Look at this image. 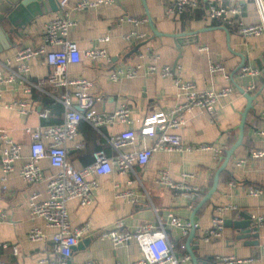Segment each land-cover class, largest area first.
<instances>
[{"label":"crops","instance_id":"1","mask_svg":"<svg viewBox=\"0 0 264 264\" xmlns=\"http://www.w3.org/2000/svg\"><path fill=\"white\" fill-rule=\"evenodd\" d=\"M0 0V27L8 34V43L0 41V71L8 76L15 70V63L7 66V60H13L14 55L22 48H37L43 42L45 24L56 13L36 17L17 33L11 32V25L6 15L12 10L18 0ZM217 6L224 8L239 7L241 19L246 25L260 22L256 4L253 0H212ZM77 0H69V19L74 22L70 28L68 40L75 43L83 52L93 48L106 51L111 63L104 60L91 62L82 58L78 64L67 67L69 79L90 81V94L98 96L101 101L96 105L100 112H113L121 106L130 110L132 124L115 123L93 129L85 122L78 127L77 136L66 147L67 162L75 169L88 166L93 162V153L102 151L112 160L117 156L109 145V138L127 131L137 133L141 120L157 112H168L175 106V89L171 79L162 78L158 74L146 75L140 73L135 79H123L115 83L110 80V73L115 69H126L138 62L137 54L150 49L160 55L158 66L179 65L181 71L178 77L183 81L194 82L198 89L218 91L224 87H232L233 93L216 104V116L213 121L203 111L194 110L186 115V124L176 133L183 143L193 147L201 145L223 148L224 152L216 159L211 150H193L191 152H155L149 162L140 167L134 165L131 171L120 175L116 168L104 176H93L98 188L93 194L90 206L81 207L76 200L66 204L70 224L78 227L89 221L90 229L79 241L81 246L72 252L71 264H82L95 261L98 264H135L142 259V254L134 240L120 246H113L108 240H101L99 234L112 229L116 223L122 228L134 231L144 222L156 225L163 224L167 241L173 247L179 264H192L186 250L190 235H183L182 229L168 225V215L179 218L182 223H190L193 216L197 225L195 234L190 240V247L198 264H220L217 257H236L240 260L254 259L252 263L264 264L260 260L264 248V227L257 228V235L252 233L248 240L241 239L234 228L225 227L221 237L212 239L209 243L201 240L202 232L206 230L213 217L225 220H240V213L251 217L264 216V192L258 197H248L245 194L248 186L264 187V158L248 159V153L253 149L264 150V136H258L255 131L264 126V36L241 37L216 20H211L207 13L206 0H198L195 9L187 10L182 15L166 17L165 10L173 6V0H115L111 5L77 11L74 6ZM121 17L141 20L137 25L127 22L119 23ZM150 18L157 33L167 35L191 34L198 32L196 37L175 39L169 36L155 35L149 25ZM228 31V36L221 28ZM132 32L147 35L142 41L126 39ZM188 36V35H187ZM107 41H99L101 38ZM179 42V43H178ZM181 42V43H180ZM206 51H199V48ZM242 67L255 69L256 76H240L237 71L241 60ZM210 63L222 64L224 74H210ZM29 80L38 86L25 93L17 82L2 86L0 98V129L8 132L10 138L21 146V158L14 164L13 172L8 176L2 188L0 182V208L6 213V222L0 225V263L2 264H45L54 257L52 236L54 229L45 228L44 222L32 219L28 212L30 194L42 191L43 183H24L18 175L19 168L29 156V138L24 134L26 126L35 127L61 125L63 107L54 100L60 89L50 88L45 81L52 72L44 57L28 61ZM255 88L247 92L250 86ZM237 87L249 95H254L253 110L248 112L244 126V135L240 146L235 150L224 171L221 172L216 191L211 198L196 212L194 209L208 192L213 177L221 165L225 151L238 138L240 114L246 105V99ZM24 100L30 103L28 115H20L2 108L4 103L13 100ZM44 99L52 102L45 103ZM45 109L50 113L47 119H40L38 114ZM46 144V142L44 141ZM153 140L147 138L144 143L139 140L132 146L119 150V153H131L140 150L143 145L150 146ZM80 145V147H77ZM247 159L246 163L237 167L236 162ZM39 167L47 175L52 172L47 160L39 163ZM166 170L174 181H182L183 174L191 177L184 180L187 185L195 187V194H176L171 189L157 183L158 173ZM1 177V169H0ZM230 183L233 185L230 186ZM117 192H130L136 201L115 199ZM235 206L237 212L218 208ZM239 214V217L237 216ZM32 228H40L45 234L42 242L31 243L27 234ZM249 241H258V245H249ZM6 245L4 248L3 246ZM17 248V254L12 252ZM188 256V260L184 257Z\"/></svg>","mask_w":264,"mask_h":264},{"label":"built area","instance_id":"2","mask_svg":"<svg viewBox=\"0 0 264 264\" xmlns=\"http://www.w3.org/2000/svg\"><path fill=\"white\" fill-rule=\"evenodd\" d=\"M58 11L56 15L44 26L43 42L37 48H22L13 57L7 60L6 65L16 64L15 70L10 71L8 76L2 75L0 71V98L2 96V86L17 82L23 91L29 94L32 88H38L29 78L30 67L28 61L35 60L43 56L46 63L52 67V72L45 83L52 89L61 92L54 100L63 107V120L61 125L35 127L26 126L23 128L24 134L29 138V156L19 168V178L26 184L43 183L42 191H34L30 194L28 201V212L32 219L39 218L44 222L45 228L54 229L52 236L54 257L45 261V264H69L73 248L77 246L80 239L89 232V221L73 227L70 224L66 204L72 200L78 201L81 207L90 206L93 194L98 188V183L93 176H104L112 173L116 168L120 175H124L132 170L134 165L145 166L155 152H191L193 150H211L214 159L223 152V148L201 145L193 147L183 143L181 137L176 133L186 124V115L194 110L205 112L210 121L216 116V104L221 99L230 97L233 93L232 87H224L218 91L208 89L200 90L191 81L181 80L177 74L181 71L179 65L158 66L160 55L150 49H146L137 54L138 62L126 69H115L110 73V80L118 83L123 79H135L140 73L146 75L158 74L162 78L171 79L177 103L168 112H157L143 118L137 133L127 131L111 136L109 145L117 151V156L112 160L108 159L102 151L93 153V162L80 169L73 168L66 160L67 143L71 142L78 133L81 122L87 123L93 129L98 130L103 126L120 124H132L130 110L126 106H121L113 112H100L96 105L101 101L98 96L90 94L92 83L83 79H69L67 67L78 64L82 58L91 62L104 60L111 63L106 51L93 48L81 52L75 43L68 40V33L75 24L69 19V0H56ZM256 4L257 14L260 22L258 24L246 25L241 19L239 7L224 8L217 6L212 0H206L207 13L211 20H216L241 37L264 36V0H253ZM115 0H77L74 10L84 11L98 8L102 5H111ZM198 0H173V6L165 10L166 17L182 15L187 10L195 9ZM119 23L127 22L137 25L141 20L130 17H121ZM147 35L132 32L126 39L142 41ZM108 38H101L99 41H107ZM199 51H206V48H199ZM222 64L210 63V74L221 73L228 80L224 73ZM255 69L242 67L240 76H256ZM252 85L247 88V92L253 90ZM5 110H11L20 115H28L31 105L24 100H13L2 105ZM50 110L45 109L38 114L40 119H47ZM264 114V112H263ZM255 134L264 136V126L257 129ZM149 138L153 140L150 146H145L131 153H119V150L132 146L136 140L144 141ZM46 142V144L44 143ZM80 147V145H77ZM21 146L9 137L8 132L0 129V182L5 189L8 176L14 170V164L20 160ZM248 159L257 160L264 158V150L253 149L248 153ZM47 160L52 172L46 174L39 167V163ZM247 159H240L236 162L237 167L246 163ZM189 174L182 175V181H174L169 177L166 170L158 173L157 183L165 186L176 194H195L198 189L187 185L184 180L190 178ZM233 184L230 183V186ZM264 192V187L248 186L245 194L248 197H258ZM115 199H126L131 203L136 200L132 198L130 192H117ZM218 212L230 210L237 212L235 206L218 208ZM239 217V214L237 215ZM256 228L264 227V216L251 217ZM6 222V213L0 208V225ZM168 225L181 228L183 235L192 229L190 223H182L181 220L172 214L168 215ZM193 228H197L194 224ZM224 228V221L220 217H213L210 226L202 232L201 240L209 243L212 239L221 237ZM45 234L40 228H32L27 234V240L31 243L42 242ZM101 240H108L113 246H120L134 240L139 248L142 259L135 264H179L174 254L173 247L167 241L163 224L159 221L156 225L144 222L134 231L125 230L120 223L99 234ZM4 248L6 245L3 246ZM12 252L17 254V248L12 247ZM189 257L185 256L184 260ZM220 264H245L252 263L254 259L240 260L236 257H217ZM260 260L264 261V248ZM2 264V263H0ZM82 264H98L95 261H86Z\"/></svg>","mask_w":264,"mask_h":264},{"label":"water","instance_id":"3","mask_svg":"<svg viewBox=\"0 0 264 264\" xmlns=\"http://www.w3.org/2000/svg\"><path fill=\"white\" fill-rule=\"evenodd\" d=\"M142 1L143 3H145V0H142ZM6 2L10 3L8 0ZM57 11H58V6H57L56 0H18V2L13 6L12 10L6 15V20L12 27V30H10V33L11 32L17 33L19 29L21 30L24 29L30 23V21H32V19L36 17H41L44 15H48L50 13H56ZM148 22H149L152 32L157 36H169V37H174L175 39H180V38H185V37H196L198 35V32L191 33L190 35L185 34V33L180 34V35L160 34V33H157L156 30L154 29L150 18L148 19ZM215 29H221L222 31L225 32L227 36L229 35L227 29H225L224 27L215 28ZM0 41L3 43H8V34L5 33L1 27H0ZM243 62L244 60L242 59L240 65L237 68V71L242 68ZM237 89L241 94L244 95L246 99L245 108L240 114V122L238 125V131H239L238 138L236 142L228 150L225 151L224 159L214 174L212 185L210 189L208 190V192L203 196L201 201L198 203V205L194 209V213H196L211 198L212 194L216 191L219 176L221 172L225 170L235 150L241 144V141L244 135V126L246 123V117L248 115V112L250 110H253L254 108L253 101L255 99V96L245 93L244 90L239 87H237ZM43 102L51 103L52 100L44 99ZM193 216H192V219L190 220L192 229L190 230L191 232H190V235L187 241L186 250L190 256L192 264H198V260L196 259V257L194 256L192 252L194 248L190 247L189 245L190 240H192V238L194 237L195 229H196V228H193L194 226ZM240 218H241L240 220H236V221L225 220L224 226L229 227V228L232 227L235 230H237V232L239 233V237L241 239L248 240L252 233H255V235H257L256 233L258 229L253 225L251 216L244 214V213H240ZM247 243H249V245H254V246L258 245V241H249ZM80 246H81V243L80 244L78 243L77 246L73 248V251L79 249ZM69 264H71L70 261H69ZM202 264H206V263H202Z\"/></svg>","mask_w":264,"mask_h":264}]
</instances>
